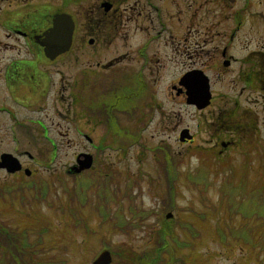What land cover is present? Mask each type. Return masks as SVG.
<instances>
[{
	"label": "flooded vegetation",
	"instance_id": "flooded-vegetation-1",
	"mask_svg": "<svg viewBox=\"0 0 264 264\" xmlns=\"http://www.w3.org/2000/svg\"><path fill=\"white\" fill-rule=\"evenodd\" d=\"M104 4H110L109 11ZM60 13L74 19L73 43L68 53L51 59L41 42ZM90 39L95 41V85L78 78L69 82L66 57L76 45ZM157 46L163 51H154ZM161 54L190 59L184 74L168 83L167 99L175 105L171 116L176 128L180 127V98L188 104L184 77L202 72L209 77L212 93L210 105L203 110L211 109L213 117L218 114L242 122L240 130L223 124L215 127L206 149L220 156L238 147L257 150L261 126L264 128V0H0V197L18 183L8 184V177L1 174L25 173L33 165L51 169L57 154L55 142L49 139L47 162L41 153L20 150L19 137L34 132V114H43L52 98L63 104V124L59 126L63 130L57 131L63 138L71 132L69 112L76 110L77 104L94 101L95 125L90 130L76 126L74 130L81 136L93 131L96 135L102 126L110 134L118 131L140 136L141 124L135 129L132 123L155 117L154 107L149 113L147 109L156 98L154 88L161 84L163 70L152 69L151 58ZM58 62L62 67L60 87L54 88L52 66ZM219 82L230 85L237 96L217 93L215 84ZM157 106L161 112L162 102ZM39 125L45 127L43 121ZM41 130V137L47 138V131ZM195 140L193 134L192 140L179 142L190 147ZM64 143L66 147L67 140ZM110 148L95 145V151ZM5 155L20 160L23 169L9 172L3 165ZM31 200L35 202L33 197ZM1 226L9 233L19 232ZM0 247L4 251L2 243ZM4 262L7 257L1 258V264Z\"/></svg>",
	"mask_w": 264,
	"mask_h": 264
},
{
	"label": "rangeland",
	"instance_id": "rangeland-1",
	"mask_svg": "<svg viewBox=\"0 0 264 264\" xmlns=\"http://www.w3.org/2000/svg\"><path fill=\"white\" fill-rule=\"evenodd\" d=\"M84 12L86 13V11ZM157 47L154 51H163ZM111 50H115V48ZM73 51L66 57L68 81L75 82L78 78L77 81H90L95 85V41L93 44L86 41L81 46L76 45ZM151 59L152 69L163 70L162 82L154 88L156 98L152 100L147 109L149 113V110L154 107L155 117L147 118L140 123H132V127L135 129L137 124H141V127L139 126L142 129L140 140L136 144L130 143L124 150L116 148V145L128 143V139L120 136L124 132L115 131L110 134L102 126L96 135L95 131L92 135L90 134L89 137L93 139V142L90 143L74 130L76 126L88 127L90 130L91 126L95 125V101L88 102V105L77 104L78 106H75L77 109L69 112L67 126L71 132L67 138L57 134L59 129L63 130L62 127H59L63 124L60 116V112L63 111L61 101L55 103L52 98L43 114H34L35 124L33 126H35V130L31 135L19 137L23 144L20 150L25 148L33 154L41 153L45 158L43 161L48 162L51 154L49 139L55 142L56 148L54 149L57 155L51 164V169H44L40 165L31 167L35 174L31 179L41 178L48 181L53 179L54 185L51 186L47 196V199L51 200L52 208H49L48 204L44 202L39 204L32 200L30 202L31 192H25L28 197L25 206H22L19 197L14 199L9 196L0 197V222L13 230L26 231L33 241L44 239L41 247L46 251L41 254L42 258L59 259L63 257L67 260V264H92L94 258L105 249L104 247H107L112 252H120L123 255L121 259L113 256L111 264H126L127 256L132 253L144 255L151 252L155 246L157 230L163 226L165 220H168L167 214L172 213L173 218L169 219L172 224L179 223L181 220L190 221L188 226H182V231H186V233H179L180 236L182 235L181 240H185L186 247L179 251L175 249V252H179L180 256H183L184 264H194L196 261V264H257V256H260L263 250L252 252L248 246H242L240 241H233L231 245L226 242L224 246L217 240L215 233L219 222L220 226H224L225 221L230 220L226 208L223 207L225 204L222 205L221 202L224 176L231 179L234 177L237 185L240 181L247 182L246 180H248V188L259 190V195L264 197V173L258 169V152L251 153L247 151V147H238L228 151L221 159L217 154H212L206 149V146L213 129L223 124V126L240 130L242 122H238L237 119L231 120V118L226 120L218 114L213 117L211 109L198 110L183 101L182 97L178 104L180 127L176 128L174 125L176 119L171 116L175 105L167 99L168 83L173 81L175 76L184 74L187 68L185 65L189 64L190 59L186 57L173 58L164 54ZM59 65L60 62L52 66L51 75L52 81L55 83L54 88L56 85L57 88L60 87L59 69L62 67ZM215 91L223 92L230 97L237 96L236 90L227 83L215 84ZM160 102L163 104L161 112L157 108ZM153 103L155 105L150 107ZM230 108L231 106L227 110ZM216 111H218V107ZM224 113L226 114V112ZM40 121L45 123V127H40ZM209 121H213V124H210ZM183 127L189 128L191 133L196 136L193 146H182L179 142L180 131L178 130ZM41 129L47 131V138L41 137ZM241 135L242 133H239V136ZM260 135L264 145L263 126H261ZM65 140H67L66 147ZM95 145L112 148L95 151ZM158 147L169 148L181 156L180 169L183 174L175 183L179 193L176 197V208L167 206L168 197L165 196L166 184L162 172L165 161L157 162L155 151ZM82 152L90 153L94 157L93 166L85 172L95 173V178L114 175L111 182L112 187L118 186L124 192L128 180L137 181L138 184L132 191L136 198H133L134 201L131 202L141 210L145 209L148 212V217L142 224L140 222L139 227H132L126 233L117 226L115 213L118 212L120 205L123 204L122 209L125 217L132 216L128 208L129 197H119L117 202L114 200L110 202L108 218L98 212V197L96 196L90 197L89 206L83 209L68 200L57 179L65 178L70 187L74 186L75 175L68 173V170L76 164V159ZM209 155L213 156L211 162L213 167L208 177L209 187L204 193L186 179L183 171L188 168L192 173H197L203 164V159L205 158V161L210 159ZM224 162L233 165V174L231 173L232 169ZM1 177L4 179L8 177V184H16L30 179L23 172L15 173L12 176L1 174ZM239 198L237 197V199ZM75 208L78 213L73 216L70 210L75 211ZM137 220L139 222V219ZM258 221L253 219L249 225L254 227ZM244 222L245 220L235 214L230 220V226H240ZM87 229L90 232H86ZM191 229L197 232L199 230L201 233H198L201 236L195 237L196 235L190 232Z\"/></svg>",
	"mask_w": 264,
	"mask_h": 264
},
{
	"label": "trees",
	"instance_id": "trees-1",
	"mask_svg": "<svg viewBox=\"0 0 264 264\" xmlns=\"http://www.w3.org/2000/svg\"><path fill=\"white\" fill-rule=\"evenodd\" d=\"M120 136L130 140L132 143L137 141V137L134 134H129L128 136L121 134ZM257 145V150L254 152H258V169L264 173V145L262 143ZM155 155L157 162L163 163L165 161V165L162 166V172L166 184L165 196L168 197L167 206L176 208V197L179 193L176 190L175 183L183 174L180 169L181 156L173 153L171 149L165 147L156 148ZM209 157L210 159L206 161L204 160L205 158L203 159V164L198 169L197 173H192L188 168L183 171L186 179L193 184L195 188L200 189V192L203 191L204 193H206L207 188L209 187L208 177L212 172L213 167L211 164L213 156L209 155ZM228 163L225 164L232 169L231 173L233 174L234 167L231 163ZM113 177L114 176L95 178V173H88L80 177L76 176L75 184L72 187L66 183L67 181L64 178L60 179L59 183L61 184L64 193L69 198V201L73 204L76 203L80 207H85L86 204L90 202V197H98L97 209L100 213L108 216V205L110 202L113 200L117 202V198L119 197H129L130 199L136 197L132 191L138 184L137 181L127 182L123 192L118 186H111V180ZM233 178L231 179L228 176H224L221 187V202L222 205L223 203L225 204L223 207L226 208L230 220L235 214H237L245 220V222L240 226H230V220L228 222L225 221L224 226H220L219 222L216 226L215 237L224 246L226 242L231 245L233 241H240L242 246H248L252 252L256 253L259 249L263 250L260 256H257V264H264V197L259 195V190L248 188V180H246L247 182L240 181L237 185ZM50 186V183L46 181L30 184L28 186L23 184L19 186V189L14 188V190L9 191V193L13 191L23 193L24 188L27 187L35 190V200H46ZM237 197L240 198L237 199ZM122 206L123 205H120L118 212L115 213L116 221L118 222L117 226L122 230H126L129 227L140 226V222L142 224L148 217V212L136 208L133 203H131L129 210L132 217L130 218L131 220H128V218L125 217ZM70 212L73 216H76L75 213H78V210L75 208V211L70 210ZM137 219H139V222L136 221ZM253 219L261 222L259 223L258 221L254 227H251L249 224ZM171 222V220H165L163 226L157 230L155 246L150 253L144 255H135L132 253V255L127 256L125 263L184 264L183 256L181 257V253L179 254V252H175V249L179 251L186 247V242L185 240H181L179 233H186V231H182V226H188L190 221L181 220L176 224H172ZM190 232L196 235L195 237L199 238L201 236L199 235V233H201L199 230V233L192 229ZM26 235L27 234L23 233H9L0 223V244L2 243L4 246V251L0 247V264L1 258L3 257H7V262H4L3 264H46L38 260V254L40 252L35 251L33 243H30V240ZM113 256L120 259L123 257L120 252H113ZM196 262L194 264H196ZM48 264H67V261L63 259L51 260Z\"/></svg>",
	"mask_w": 264,
	"mask_h": 264
},
{
	"label": "water",
	"instance_id": "water-1",
	"mask_svg": "<svg viewBox=\"0 0 264 264\" xmlns=\"http://www.w3.org/2000/svg\"><path fill=\"white\" fill-rule=\"evenodd\" d=\"M105 10L109 11L111 6L104 4ZM75 23L69 14H56L52 27L44 33V39L41 45L44 47L47 56L51 59L67 52L72 44ZM93 43V40H90ZM184 85L187 88L188 103L196 105L199 109H203L210 104L211 92L209 78L202 72L189 73L184 77ZM192 139L189 131L186 129L181 133V141ZM225 146H227L225 144ZM3 165L7 167L9 172H15L21 169V165L17 159L10 155L3 156ZM78 165L74 171L80 172L89 169L93 164V156L90 154H81L78 157ZM29 175L31 172L26 170ZM112 255L109 251L102 252L93 264H111Z\"/></svg>",
	"mask_w": 264,
	"mask_h": 264
}]
</instances>
